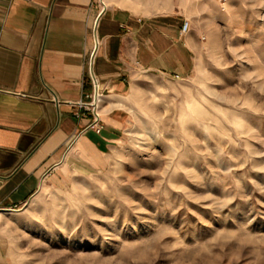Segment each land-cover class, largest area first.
I'll use <instances>...</instances> for the list:
<instances>
[{"label":"rangeland","instance_id":"1","mask_svg":"<svg viewBox=\"0 0 264 264\" xmlns=\"http://www.w3.org/2000/svg\"><path fill=\"white\" fill-rule=\"evenodd\" d=\"M170 1L194 72L140 76L120 142L0 214L11 264H264V0Z\"/></svg>","mask_w":264,"mask_h":264},{"label":"crops","instance_id":"2","mask_svg":"<svg viewBox=\"0 0 264 264\" xmlns=\"http://www.w3.org/2000/svg\"><path fill=\"white\" fill-rule=\"evenodd\" d=\"M126 3L0 0V214L56 180L74 149L104 155L120 142L140 76L194 72L201 42L193 24L182 34L189 18L170 0H135L148 12ZM6 252L0 232V264H11Z\"/></svg>","mask_w":264,"mask_h":264},{"label":"built area","instance_id":"3","mask_svg":"<svg viewBox=\"0 0 264 264\" xmlns=\"http://www.w3.org/2000/svg\"><path fill=\"white\" fill-rule=\"evenodd\" d=\"M221 2H226L227 0H220ZM191 31V24L188 20H185L182 25V34L187 35ZM98 100V98H97ZM96 101V99H95ZM90 110L94 114L93 122L90 124L89 129L94 130L96 133H100L102 126L100 125V117L96 111L94 103L89 104Z\"/></svg>","mask_w":264,"mask_h":264},{"label":"water","instance_id":"4","mask_svg":"<svg viewBox=\"0 0 264 264\" xmlns=\"http://www.w3.org/2000/svg\"><path fill=\"white\" fill-rule=\"evenodd\" d=\"M96 85H97V82H96ZM97 98H98V89H97V87H96V91H95V99L97 100Z\"/></svg>","mask_w":264,"mask_h":264}]
</instances>
